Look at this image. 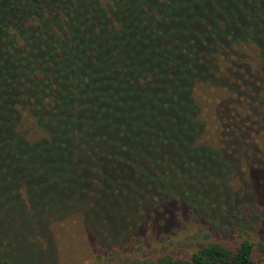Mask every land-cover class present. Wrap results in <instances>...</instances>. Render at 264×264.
<instances>
[{
  "label": "trees",
  "instance_id": "16d2710c",
  "mask_svg": "<svg viewBox=\"0 0 264 264\" xmlns=\"http://www.w3.org/2000/svg\"><path fill=\"white\" fill-rule=\"evenodd\" d=\"M105 4L0 0V178L7 173L11 184L7 206L17 207L15 190L22 185L29 206L43 219L53 207L52 201L43 205L44 200L33 195L47 184L35 182L43 173L57 170L52 178L62 173L70 181L76 178L74 169L81 166L90 174L88 191L93 192L100 189L99 179L108 180L103 168L113 170V165L131 173L126 181L142 192L139 199L158 204L159 191L166 188L152 182L150 168L168 165L180 173L181 160L203 151L185 146L201 127L193 100L195 86L224 87L234 64L230 57L239 56L238 47L244 44L255 47L262 64L259 90L254 84L246 88L264 102V0H110ZM187 4L193 15H199L195 27L203 42L196 66L194 59L174 48ZM205 28L211 29L209 35ZM223 102L221 111L230 107ZM223 116L226 136L231 127L237 134L246 130L248 122L240 117ZM152 117L164 122V132L152 128L156 131L152 137L133 136L135 130L147 131L143 120ZM162 144H167L164 153ZM98 152L111 155L110 160L101 163ZM222 153L216 156L221 158ZM69 188L73 190L69 205L80 209L79 189ZM254 247L248 239L236 247L206 242L188 257L168 253L153 258L113 250L94 264H264V245L259 259ZM3 248L0 264H19L15 258H1Z\"/></svg>",
  "mask_w": 264,
  "mask_h": 264
},
{
  "label": "rangeland",
  "instance_id": "374dc122",
  "mask_svg": "<svg viewBox=\"0 0 264 264\" xmlns=\"http://www.w3.org/2000/svg\"><path fill=\"white\" fill-rule=\"evenodd\" d=\"M109 1L90 0V3L98 2L103 6ZM184 8L188 13L183 14L182 33L174 48L194 59L192 64L196 66L200 64L203 46L195 27H199L196 18L199 15H193V8L188 4ZM224 9L228 11L229 7ZM210 32V28H205L207 35ZM238 49L240 55L230 57L235 59L224 87L205 83L195 86L193 100L201 127L185 146L203 151L181 160L179 167L183 172L180 173L169 169L168 165L150 168L155 178L152 182L157 181L162 189L166 188L160 189L158 204L139 199L142 192L126 181L131 173L119 171L123 170L121 166L113 165V170L103 168L108 180L99 179L100 189L93 192L88 191L92 186L88 170L77 166L73 171L74 180H65L62 173L52 178L57 170L43 173L36 179V183L47 181V184L41 193L33 194L35 199L37 196L43 199V205L53 202V207L42 219L32 210L34 207L29 206L22 185L15 190L17 207L7 206L11 184L7 183L8 174L2 173L0 249L4 247V253L1 258H15L19 264H94L100 260L99 256H109L113 250L137 258L168 253L188 257L201 243L236 247L243 239L255 244L254 257L261 258L260 248L264 245V102L246 87L250 89L254 84L259 90L262 64L251 44ZM245 71H250L251 75L244 78ZM223 101H228L230 106L225 111L219 108ZM224 113L231 119L240 117L248 122L246 130L237 134L231 127L226 136ZM154 118L144 119L142 124L147 131L135 130L133 136L143 133L145 137H152L156 134L152 128L162 134L164 122ZM166 145H161V152H165ZM219 152H223L221 158L216 156ZM98 155L103 159L101 163H106L105 159L110 160L111 156L99 152ZM22 176L31 178L26 174ZM166 183L172 186L165 187ZM61 185L79 189L81 194L76 202L82 206L80 209L68 203L73 190ZM55 211L58 217L53 219Z\"/></svg>",
  "mask_w": 264,
  "mask_h": 264
}]
</instances>
